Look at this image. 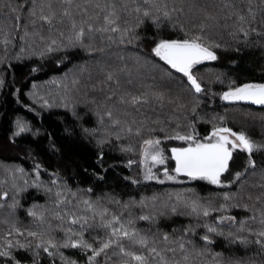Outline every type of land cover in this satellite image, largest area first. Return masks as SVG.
I'll list each match as a JSON object with an SVG mask.
<instances>
[{"label":"snow or ice","instance_id":"1","mask_svg":"<svg viewBox=\"0 0 264 264\" xmlns=\"http://www.w3.org/2000/svg\"><path fill=\"white\" fill-rule=\"evenodd\" d=\"M220 51L238 68L264 60V0H0V90L33 120L62 109L65 122L58 135L19 114L6 121V141L26 140L33 163L0 161V264H264V166L258 192L245 179L264 137L201 114L205 95L264 106V80L206 84L197 69ZM27 80L31 104L26 84L13 87ZM49 154L74 157L83 179L74 187L47 168ZM121 165L134 173L112 177L121 191L96 192ZM153 181L185 186L138 191ZM201 182L236 190L202 195Z\"/></svg>","mask_w":264,"mask_h":264},{"label":"trees","instance_id":"2","mask_svg":"<svg viewBox=\"0 0 264 264\" xmlns=\"http://www.w3.org/2000/svg\"><path fill=\"white\" fill-rule=\"evenodd\" d=\"M220 59L217 61L204 62V64L197 69L198 73L205 77V83L207 84L209 81L213 80L216 74L224 73L226 77L236 78L238 82H242L247 79H255V80H264V74L260 72V67L264 66V60L261 59L259 54L249 55L245 58L240 67H236L235 65H231L230 61L233 59H238L233 53L220 51L219 52ZM61 72L64 71L63 68L60 69ZM37 82H42L48 79L52 73H48L44 75L43 73L34 74ZM9 80L11 79V75H9ZM31 81H22L13 87H21L22 85H27L24 87L23 91L25 95L23 96L24 102L31 104L32 101L26 95L29 88H31ZM213 92L223 91L227 87V79L224 80V83L214 82L211 85ZM46 90V89H45ZM8 92L7 87L5 89L0 90V161L6 162H19L24 164L26 168H30L33 161L29 159L26 155L29 144L26 140L20 139L16 144L9 145L6 141V128L9 126L6 121L13 119L15 115L19 114L24 116L25 118L31 120L36 126H42L47 132H54L58 135H63V129L65 126V122L63 120H57V116L63 113L62 109H52L51 115L48 110H45L41 116H36L33 120L34 113H31L28 109L23 108L22 104H17L15 102L14 97L10 95H6ZM201 114H207V116H211L213 114H220L227 116V123L229 126L234 129H245L249 135L256 139H261L264 137V132H262V125H264V106L262 105H253L247 102H228L222 101L219 96H211L205 95L201 97ZM39 108L38 105H35ZM211 128V124L198 122L197 129L201 134H206ZM47 142L45 141V144ZM83 155L80 157L81 161L84 155H87L86 151H83ZM113 157H118V153L111 154ZM254 158L257 160V174L255 176L249 175L246 177V181L250 183L246 184V187L249 191L256 193L259 191L258 187L253 188L252 184L259 182L261 180V176L259 175V167L264 166V151L256 152ZM74 157H69L67 154L63 159L57 154L52 155L49 154L43 160L45 166L49 169L59 168L61 170V174L63 176L71 177L69 183H71L74 187L76 186L78 180H82V177H79L76 172L75 165L71 162ZM111 163V160L108 161ZM123 172L125 175H132V171L124 168L122 165L116 169H113L111 173H109V178L107 184H103L96 187V192H100L103 190H110L116 188L117 191H121L119 187L115 185L112 177L119 173ZM43 179L48 180L49 176L47 173L43 174ZM151 186L147 189L140 188L138 191L143 192L145 190L151 192L153 189L163 191L168 188H178L183 187L185 185L180 184H164L158 185L152 182H148ZM83 186H87L85 182ZM201 192L202 195H206L209 192H219L232 190L235 191V187L230 188H221V187H210L205 183L201 182V184L194 185ZM34 192L33 190H30ZM127 194H137V189L134 186H128L126 190ZM39 196H43L42 193H37ZM247 199V196H245ZM31 203V201H28ZM41 203L43 199L41 198ZM234 214L241 215H250L251 213L245 212L244 210L233 209ZM220 245L217 244V248Z\"/></svg>","mask_w":264,"mask_h":264},{"label":"rangeland","instance_id":"3","mask_svg":"<svg viewBox=\"0 0 264 264\" xmlns=\"http://www.w3.org/2000/svg\"><path fill=\"white\" fill-rule=\"evenodd\" d=\"M174 143H175V142H174ZM234 155H235V158H236V164L233 165V171L237 170V165H239L240 162H242V161L245 159V157H246V153H244V152L238 150ZM132 173H133V171H132ZM133 174H134V173H133ZM226 178H231V177H230V175H229V176L226 177ZM152 183L157 184V183L154 182V181H153ZM203 183H205L206 185H208V186H210V187H220V186H215V185L207 184V182H203ZM165 184H178V183H176V182H166Z\"/></svg>","mask_w":264,"mask_h":264},{"label":"water","instance_id":"4","mask_svg":"<svg viewBox=\"0 0 264 264\" xmlns=\"http://www.w3.org/2000/svg\"><path fill=\"white\" fill-rule=\"evenodd\" d=\"M251 104H253V105H256V104H254V103H252V102H250ZM256 106H258V105H256Z\"/></svg>","mask_w":264,"mask_h":264},{"label":"flooded vegetation","instance_id":"5","mask_svg":"<svg viewBox=\"0 0 264 264\" xmlns=\"http://www.w3.org/2000/svg\"><path fill=\"white\" fill-rule=\"evenodd\" d=\"M247 103H250V102H247ZM251 104V103H250Z\"/></svg>","mask_w":264,"mask_h":264}]
</instances>
